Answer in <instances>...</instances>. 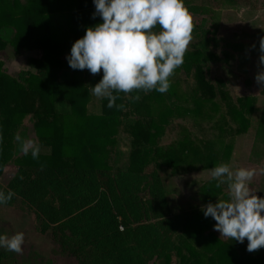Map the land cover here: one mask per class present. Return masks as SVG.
I'll return each instance as SVG.
<instances>
[{
	"label": "trees",
	"instance_id": "trees-1",
	"mask_svg": "<svg viewBox=\"0 0 264 264\" xmlns=\"http://www.w3.org/2000/svg\"><path fill=\"white\" fill-rule=\"evenodd\" d=\"M16 1L0 0V51L10 46L15 54L32 49L42 54L32 59L36 61L31 63L33 70H19L16 78L0 66V171L16 119L22 116L6 97L12 92L18 94L22 83L30 92L48 96L50 111L38 115L33 126L38 144L49 152H39L36 159L30 152L17 158L16 172L1 189L14 195L3 205H25L34 213L37 230L50 231L60 251L73 256L77 264H151L159 260L172 264V254L182 256V232L192 237L200 235L204 240L213 238L217 264L223 259L230 264H264V247L248 252L246 238L243 243L229 237L216 238V222L205 218L200 209L172 211L168 189L157 167L149 171L129 168L130 163L144 165L153 158L151 150L157 148L171 116L159 117V122L150 124L152 129L138 126L129 113L127 98L119 93L112 108L106 101L101 114L86 112L91 77H79L65 57L80 38L78 17L88 15L91 0H29L24 5ZM185 6L200 20L192 18L191 38L197 40L191 43L184 66L187 72L194 69L200 99L213 101L222 90L204 77L203 68L217 58L214 48L219 43L216 34L221 13L224 9H255L260 5L258 0H204ZM230 46L231 54L223 52V60L229 62L233 55L235 69L241 70L244 56L240 50L244 46ZM172 93L168 90L160 95L172 104ZM261 93L264 96V87ZM244 108L258 113L247 160L259 164L264 159V99L257 109L247 97ZM236 112L241 115L242 107ZM57 129L58 134H52ZM119 129L148 136L151 145L147 153L151 156H131L130 149L122 150L111 138ZM19 135L26 138L25 127ZM82 135L85 140L78 141L77 136ZM12 149L15 156L21 152L18 141ZM215 193L222 200L229 197L219 188ZM0 264H17L13 252L0 248Z\"/></svg>",
	"mask_w": 264,
	"mask_h": 264
},
{
	"label": "rangeland",
	"instance_id": "rangeland-1",
	"mask_svg": "<svg viewBox=\"0 0 264 264\" xmlns=\"http://www.w3.org/2000/svg\"><path fill=\"white\" fill-rule=\"evenodd\" d=\"M29 0H17L19 5H24ZM92 2V0H91ZM204 0H184L185 3L201 4ZM259 7L255 9H224L221 13L219 27L216 36L219 43L214 48L217 58L209 62L203 68L204 77L222 90L213 101H203L199 96L194 69L188 72L184 66L186 54L191 48V43L196 38H191L184 54V62L168 78L172 93L168 99L155 90H133L130 93L120 92L128 102L131 117L148 129H152L151 123L159 122V117L171 116L165 125L164 133L155 150H151L153 158L144 165L130 163V169L151 170L154 166L162 177L168 192V202L172 211L187 210L190 207L200 209L201 205L208 202L215 203L221 199L216 195V189L220 193L229 192L227 184L216 187V181L211 178L210 169L214 165L227 163L232 170L244 167L255 169V174L249 187L257 196H264V160L260 164H252L247 160L251 145L257 111L247 112L245 104L249 97L252 106L257 109L264 99L261 90L263 87L255 80L256 73L261 69L259 64V41L264 37V0H258ZM94 5L85 17H78L80 27L79 37L84 35L86 27L101 22L100 17H92ZM198 22L200 16H193ZM226 43H228L226 45ZM233 43L244 46L240 53L244 56L241 70L235 69L236 60L230 58L229 62L223 60V52L231 54ZM230 44V45H229ZM42 54L39 49H32L15 54L10 46L0 51L1 69L8 75L15 77L19 70L32 69L31 63L36 64L33 58ZM79 77L86 79L91 77L88 84L92 87L102 78V71L91 74L87 69L77 70ZM233 77H232V76ZM224 82L220 83L219 80ZM226 79V80H225ZM235 80V82H233ZM12 92L6 99L12 105L15 112H21L22 116L16 119L17 126L10 140V149L7 156L1 162L0 191L17 170V158L25 156L20 152L15 156L12 152L15 143L14 136L25 127L26 138L38 143V136L33 126L38 115L50 111L48 96L32 91L25 87ZM10 90V89H9ZM118 93L113 92V95ZM139 96L138 100H132V96ZM107 101L105 97H96L90 94V100L86 105V112L101 114ZM25 105V109H23ZM242 107L241 115L236 109ZM244 106V107H243ZM242 118H245L243 120ZM58 130L46 131L54 135ZM119 133L112 135V139L118 142V146L127 151L131 150V156L137 153L149 158L147 149L151 145L149 137L138 136L135 132L129 133L119 129ZM103 131V130H102ZM84 136H77L78 141H84ZM39 145V144H38ZM40 153L49 152V148L39 145ZM112 156V148L110 152ZM229 197L225 198L228 200ZM16 232L24 233L22 252H13L17 264H77V260L60 251L53 240L50 231L40 233L36 228L34 213L25 205L16 202L13 205L0 204V234L11 236ZM215 237L225 239L218 231L213 230ZM184 247L180 255L172 254L169 262L175 264H217V252L214 249V239H202L200 235L188 236L182 232ZM151 264H165L164 260L154 261ZM222 264H230L222 260Z\"/></svg>",
	"mask_w": 264,
	"mask_h": 264
},
{
	"label": "clouds",
	"instance_id": "clouds-1",
	"mask_svg": "<svg viewBox=\"0 0 264 264\" xmlns=\"http://www.w3.org/2000/svg\"><path fill=\"white\" fill-rule=\"evenodd\" d=\"M92 17L99 23L86 27L84 35L76 39L65 59L73 70L87 69L91 74L102 71V78L91 87L96 97L107 98L112 108L116 93H130L134 89L165 93L170 87L169 77L183 64L184 54L191 41L192 15L184 0H92ZM159 26L158 30H155ZM261 69L255 80L264 87V37L259 41ZM138 100L139 96H132ZM122 107V105H117ZM20 151L33 159L40 148L36 141L14 136ZM255 169L236 168L227 163L214 165L210 175L216 187L227 184L229 199L201 205L205 218L216 223L213 230L239 243L247 239L246 250L264 247V196H257L249 187ZM14 193L0 191V204ZM24 233L8 236L0 234V248L22 252Z\"/></svg>",
	"mask_w": 264,
	"mask_h": 264
},
{
	"label": "crops",
	"instance_id": "crops-1",
	"mask_svg": "<svg viewBox=\"0 0 264 264\" xmlns=\"http://www.w3.org/2000/svg\"><path fill=\"white\" fill-rule=\"evenodd\" d=\"M263 160H264V159H263ZM263 160H262V161H263ZM262 161H261V162H262ZM259 164H260V163H259Z\"/></svg>",
	"mask_w": 264,
	"mask_h": 264
}]
</instances>
